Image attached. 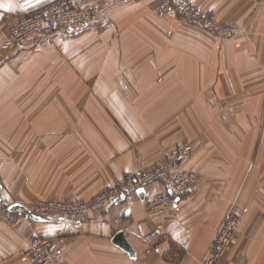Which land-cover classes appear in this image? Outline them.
<instances>
[{
  "label": "crops",
  "instance_id": "0c3cea01",
  "mask_svg": "<svg viewBox=\"0 0 264 264\" xmlns=\"http://www.w3.org/2000/svg\"><path fill=\"white\" fill-rule=\"evenodd\" d=\"M52 1L0 0L10 5L0 6V95L9 99L0 104L1 196L28 208L49 198L89 201L183 141L193 151L176 169L198 179L163 213L148 208L166 193L153 183L145 198L84 219L0 223V264H29L33 235L51 239L58 264H199L228 208L239 200L246 212L236 192L264 171V0H193L238 26L231 38L159 18L160 0H82L98 10L92 28L7 47L14 18ZM155 230L163 237L147 242ZM118 231L133 254L113 242ZM240 242L223 264H235Z\"/></svg>",
  "mask_w": 264,
  "mask_h": 264
},
{
  "label": "built area",
  "instance_id": "2783aa9c",
  "mask_svg": "<svg viewBox=\"0 0 264 264\" xmlns=\"http://www.w3.org/2000/svg\"><path fill=\"white\" fill-rule=\"evenodd\" d=\"M157 12L159 18L177 14L184 21L219 37H233L240 33L236 25L218 21L208 11L203 10L193 0H160ZM98 10L82 0H54L42 8L14 18L6 32V46L13 51L28 41L34 45L43 44L57 36L72 37L92 28ZM191 144L179 142L168 151L161 163L152 169L126 173L116 185L103 190L90 201L49 200L36 206L32 212L47 219L60 215L72 219H84L92 212L101 211L119 200L137 195L138 190L153 183H162L166 193L148 202L150 211L163 213L170 210L176 199L190 192L197 183V173L193 170H177V164L191 155ZM24 220L23 212H15L10 205L0 203V222L12 226ZM241 217L230 209L222 220L207 252L199 264H222V260L234 242L241 225ZM163 232L155 230L145 239L158 241ZM24 255L29 264H58L49 238L33 235L29 238Z\"/></svg>",
  "mask_w": 264,
  "mask_h": 264
},
{
  "label": "rangeland",
  "instance_id": "374dc122",
  "mask_svg": "<svg viewBox=\"0 0 264 264\" xmlns=\"http://www.w3.org/2000/svg\"><path fill=\"white\" fill-rule=\"evenodd\" d=\"M170 15H175V16H177V18L184 21L177 14L173 13ZM226 38H231V37H226ZM7 99H8V96L0 95V104L3 106L6 102H8L9 99L8 100ZM249 129L250 128H248V127H243L242 128V134L243 135L250 134ZM230 133H233V132H230ZM184 143L191 144L193 147V144L190 142H184ZM249 173H250V170H249ZM254 182H252V186H251L250 190L245 191L243 189V191L236 192L237 199H238V197L240 199L243 194L245 195V202L244 203L247 206L246 212L242 211L241 207L238 205L239 200L236 203L237 207L235 205H231L227 210V212H228L230 209H232L235 213H237V215H239L241 217V220H242L240 228L238 230V233L234 239V242L228 250V251H230V249L234 246L235 241L237 239V236L239 237V235H241V242H240L239 251H238L239 254H238V257L236 256L235 264H243L246 262L249 263L250 261L264 264V171L258 174V176H257V178H255ZM106 189H104V190H106ZM102 191L98 192L97 194L101 193ZM49 200H56V199L49 198V199L41 200L37 203L35 202L33 204V206L29 209L32 211V209L34 210L36 208V206L37 207L42 206V204L48 202ZM73 200H79V199L56 200V201H73ZM0 203H2V202H0ZM10 204H12V203L9 202L8 205H10ZM227 212H226V214H227ZM58 216H60V215H53L50 218H47V219L43 218V219L49 220V219H52V218H55ZM65 218H68V217H65ZM68 219L80 220V219H72V218H68ZM24 220H25V217H24ZM0 223H5V222H0ZM5 224H7V223H5ZM7 225H10V224H7ZM10 226H12V225H10ZM12 227H16V226H12ZM40 236H42V235H40ZM44 237H46V236H44ZM252 250L255 251V254L250 255V252ZM228 251H227V253H228ZM225 256H224V258H225ZM224 258H223V260H224ZM223 260H222V262H223Z\"/></svg>",
  "mask_w": 264,
  "mask_h": 264
},
{
  "label": "water",
  "instance_id": "95a60500",
  "mask_svg": "<svg viewBox=\"0 0 264 264\" xmlns=\"http://www.w3.org/2000/svg\"><path fill=\"white\" fill-rule=\"evenodd\" d=\"M1 189L2 187L0 186V193H1ZM138 195L142 198H145V195H146L145 188L139 189ZM0 201L3 204H6V205L9 204V202L5 198H3L1 194H0ZM10 209L15 212H23L25 219H32L38 222L45 221L40 216H37L36 214H34L28 207L24 206L23 204H20L17 202L12 203L10 204ZM113 242L117 246H119L120 248H122L123 250H125L126 252L130 254H133L135 252L133 246L130 244L129 240L127 239L124 231H118L113 238Z\"/></svg>",
  "mask_w": 264,
  "mask_h": 264
},
{
  "label": "snow or ice",
  "instance_id": "6c2138e0",
  "mask_svg": "<svg viewBox=\"0 0 264 264\" xmlns=\"http://www.w3.org/2000/svg\"><path fill=\"white\" fill-rule=\"evenodd\" d=\"M0 6H3V7H10V5H0Z\"/></svg>",
  "mask_w": 264,
  "mask_h": 264
}]
</instances>
